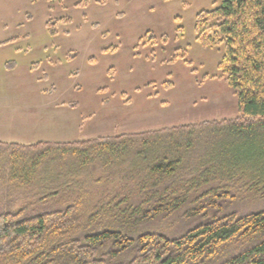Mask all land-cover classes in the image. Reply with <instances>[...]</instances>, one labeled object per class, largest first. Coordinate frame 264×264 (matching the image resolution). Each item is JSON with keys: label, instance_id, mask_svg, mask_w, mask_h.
<instances>
[{"label": "trees", "instance_id": "obj_1", "mask_svg": "<svg viewBox=\"0 0 264 264\" xmlns=\"http://www.w3.org/2000/svg\"><path fill=\"white\" fill-rule=\"evenodd\" d=\"M195 29L224 46L240 115L0 140V264H264V0H222Z\"/></svg>", "mask_w": 264, "mask_h": 264}, {"label": "rangeland", "instance_id": "obj_2", "mask_svg": "<svg viewBox=\"0 0 264 264\" xmlns=\"http://www.w3.org/2000/svg\"><path fill=\"white\" fill-rule=\"evenodd\" d=\"M80 1L0 0V140H87L240 115L218 68L224 46L195 29L222 0Z\"/></svg>", "mask_w": 264, "mask_h": 264}, {"label": "crops", "instance_id": "obj_3", "mask_svg": "<svg viewBox=\"0 0 264 264\" xmlns=\"http://www.w3.org/2000/svg\"><path fill=\"white\" fill-rule=\"evenodd\" d=\"M10 65L13 66V63L12 64L10 63Z\"/></svg>", "mask_w": 264, "mask_h": 264}]
</instances>
